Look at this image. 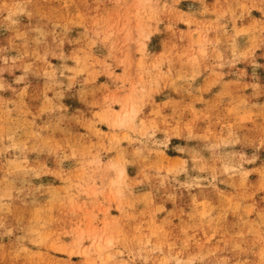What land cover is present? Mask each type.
I'll return each instance as SVG.
<instances>
[{
  "label": "rangeland",
  "instance_id": "1",
  "mask_svg": "<svg viewBox=\"0 0 264 264\" xmlns=\"http://www.w3.org/2000/svg\"><path fill=\"white\" fill-rule=\"evenodd\" d=\"M0 264H264V0H0Z\"/></svg>",
  "mask_w": 264,
  "mask_h": 264
}]
</instances>
